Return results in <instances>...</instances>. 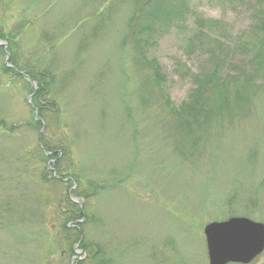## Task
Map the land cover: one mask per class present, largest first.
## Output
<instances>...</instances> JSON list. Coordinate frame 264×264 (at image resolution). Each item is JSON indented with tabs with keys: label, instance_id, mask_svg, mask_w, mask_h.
<instances>
[{
	"label": "rangeland",
	"instance_id": "rangeland-1",
	"mask_svg": "<svg viewBox=\"0 0 264 264\" xmlns=\"http://www.w3.org/2000/svg\"><path fill=\"white\" fill-rule=\"evenodd\" d=\"M239 1L0 0V264H209L207 225H264V0Z\"/></svg>",
	"mask_w": 264,
	"mask_h": 264
},
{
	"label": "water",
	"instance_id": "water-1",
	"mask_svg": "<svg viewBox=\"0 0 264 264\" xmlns=\"http://www.w3.org/2000/svg\"><path fill=\"white\" fill-rule=\"evenodd\" d=\"M204 234L209 264H250L264 252V225L247 218L211 223Z\"/></svg>",
	"mask_w": 264,
	"mask_h": 264
},
{
	"label": "trees",
	"instance_id": "trees-1",
	"mask_svg": "<svg viewBox=\"0 0 264 264\" xmlns=\"http://www.w3.org/2000/svg\"><path fill=\"white\" fill-rule=\"evenodd\" d=\"M239 2H242V0ZM239 2H237V3H239ZM252 26H253L252 27L253 29L264 30L263 20L255 19V21H253ZM17 71L21 72L18 68H17ZM24 77H28L30 82L31 83L34 82L37 86V90L33 94V97H34V101H35L34 102V106L36 107L35 109L39 112V114L55 112L56 106H55L54 100L51 97H49V95L47 93L48 92V89H47L48 83H47V81H45L46 75H43V74L36 72L33 74V76L26 73L24 75ZM199 95H201L200 89L195 91L194 93H192V95L189 98V101L185 105L186 107H183L181 110L177 111V114L179 115V117H181L187 125H191V123L193 121L194 122L197 121V117L199 115V111H198L199 109L197 110V106L199 104V102H198V96ZM73 212H75V211H73ZM77 212H78V216H81L80 209H78ZM65 230L68 231L69 233L77 231L76 228H68ZM76 237L78 238V235H76ZM85 247L88 248V245L85 244ZM95 253H96L95 257H98L99 256L98 252H95ZM100 264H105V263L101 262Z\"/></svg>",
	"mask_w": 264,
	"mask_h": 264
}]
</instances>
